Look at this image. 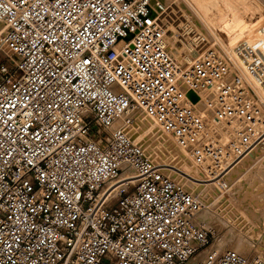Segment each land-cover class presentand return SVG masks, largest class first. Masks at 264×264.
Here are the masks:
<instances>
[{
    "label": "built area",
    "instance_id": "obj_1",
    "mask_svg": "<svg viewBox=\"0 0 264 264\" xmlns=\"http://www.w3.org/2000/svg\"><path fill=\"white\" fill-rule=\"evenodd\" d=\"M166 1L0 0V264H264L197 257L214 235L204 203L125 132L145 113L212 174L264 150L255 88L203 36L181 66Z\"/></svg>",
    "mask_w": 264,
    "mask_h": 264
},
{
    "label": "rangeland",
    "instance_id": "obj_2",
    "mask_svg": "<svg viewBox=\"0 0 264 264\" xmlns=\"http://www.w3.org/2000/svg\"><path fill=\"white\" fill-rule=\"evenodd\" d=\"M176 1L186 11L184 16L193 18L194 29L234 58L264 107V0ZM7 64V53L0 48V66ZM148 118L140 112L128 134L165 174L198 196L205 206L200 216L203 211L209 216L202 222L214 235L197 257L228 250L248 257L264 254V150L255 148L228 170L210 174L183 144L171 140L154 122L148 124ZM122 179L123 175L105 188L103 200L119 189ZM238 238L244 244L236 248Z\"/></svg>",
    "mask_w": 264,
    "mask_h": 264
},
{
    "label": "bare ground",
    "instance_id": "obj_3",
    "mask_svg": "<svg viewBox=\"0 0 264 264\" xmlns=\"http://www.w3.org/2000/svg\"><path fill=\"white\" fill-rule=\"evenodd\" d=\"M195 1H200V0H195ZM167 9L165 10V12L161 15V26L163 28L165 37L167 38L168 44H169V48L171 50V53L173 55V57L179 61V63L181 64V66L186 67L188 66L193 60L194 58L197 57L198 52L196 51V45L198 46V36H200V38L203 36L205 37V39L210 42L206 35L204 33H202L198 27L195 29L192 27V25H194V22L192 21L193 18L191 16H189L188 14H186L187 16H184L186 13V11L184 10H180L178 8V6L176 5V0H167ZM223 32V31H222ZM228 32V31H227ZM261 32V31H260ZM259 33V32H258ZM2 36V32L0 31V39ZM224 36V35H223ZM1 42V40H0ZM212 45H214L215 47H217L222 53H224L226 56L229 57V59L231 60V62L233 63V65L241 72L243 78L251 85V82L247 79V77L244 75V73L239 69V66L237 65L236 61L234 60V58L228 54V52L226 50H224V48L219 47L218 45L214 44V42H210ZM193 55V57H192ZM252 86V85H251ZM192 98H194V96L192 94H190ZM190 97V96H189ZM190 97V98H191ZM199 107V106H198ZM140 112L135 113V121L136 118L138 116ZM142 113V112H141ZM134 121V123H135ZM148 124L152 125L151 123L154 122L151 118H148V121H146ZM211 123V124H210ZM210 125H214L213 127H215L218 131H222L223 133H226L223 135V143H227L230 141V138L228 135H230L231 133H234V131L236 130V128L234 126L232 127H225L223 124H216L213 122H210ZM154 124H156L158 126V124L156 122H154ZM134 125V124H133ZM131 125V126H133ZM131 126H126L125 132L128 134V128H130ZM155 127V125H153ZM224 126V127H223ZM159 127V126H158ZM157 129V128H156ZM228 129V130H227ZM162 131V130H160ZM163 132V131H162ZM129 135V134H128ZM170 135V134H168ZM130 136V135H129ZM131 138H133L132 136H130ZM171 140H172V136L170 135ZM134 139V138H133ZM175 139V138H174ZM176 140V139H175ZM178 141V140H176ZM179 142V141H178ZM180 143V142H179ZM178 143V144H179ZM182 152H185V157L187 158H191L192 156L186 153V150L184 147H182L181 145H179ZM143 149V148H142ZM150 158V157H149ZM151 159V158H150ZM152 160V159H151ZM191 160L194 159L191 158ZM153 161V160H152ZM154 162V161H153ZM155 164V162H154ZM156 165V164H155ZM157 166V165H156ZM159 168V167H158ZM160 169V168H159ZM171 169V168H169ZM161 170V169H160ZM168 170V169H167ZM172 170V169H171ZM171 172V171H170ZM169 172V173H170ZM220 171H217V173H219ZM212 174V173H210ZM140 178L137 177L134 174H127V175H123V179L120 181V183L118 185H116L118 188L121 187L123 184H125V182H129V183H135L137 180H139ZM115 181V180H114ZM110 182L105 188H108L109 186H112L111 184L114 182ZM105 190V189H104ZM117 191V190H116ZM114 191V192H116ZM187 191V190H186ZM189 192V191H188ZM191 193V192H189ZM194 194V193H192ZM195 195V194H194ZM198 197V196H197ZM99 201H103V193L99 199ZM201 212V211H200ZM205 217H209L208 214H206L205 211H203V213H198L197 215V221L205 226L203 224V222L205 223ZM204 219V220H203ZM203 221V222H202ZM211 219L207 222V224L209 225ZM242 238V237H241ZM241 238L236 240V248H239L240 245L244 244L243 240H241ZM234 242V240H233ZM241 248V247H240ZM238 250V249H236Z\"/></svg>",
    "mask_w": 264,
    "mask_h": 264
}]
</instances>
